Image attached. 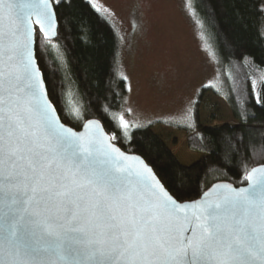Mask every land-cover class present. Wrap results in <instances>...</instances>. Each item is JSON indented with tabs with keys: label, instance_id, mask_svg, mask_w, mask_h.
<instances>
[{
	"label": "snow or ice",
	"instance_id": "snow-or-ice-1",
	"mask_svg": "<svg viewBox=\"0 0 264 264\" xmlns=\"http://www.w3.org/2000/svg\"><path fill=\"white\" fill-rule=\"evenodd\" d=\"M65 3L0 0V264H264V166L182 202L98 118L61 122L40 62Z\"/></svg>",
	"mask_w": 264,
	"mask_h": 264
},
{
	"label": "trees",
	"instance_id": "trees-1",
	"mask_svg": "<svg viewBox=\"0 0 264 264\" xmlns=\"http://www.w3.org/2000/svg\"><path fill=\"white\" fill-rule=\"evenodd\" d=\"M197 2L219 63L229 72L226 101L235 124L181 129L188 134L189 148L202 155L191 165L176 158L152 125L123 136L115 120L127 94L126 81L117 75L120 37L91 2L70 0L61 6L58 37L41 40L40 66L63 123L78 130L98 118L108 134L118 137L113 143L140 155L182 202L197 200L217 182L243 186L244 177L264 165L259 150L264 145V0Z\"/></svg>",
	"mask_w": 264,
	"mask_h": 264
},
{
	"label": "rangeland",
	"instance_id": "rangeland-1",
	"mask_svg": "<svg viewBox=\"0 0 264 264\" xmlns=\"http://www.w3.org/2000/svg\"><path fill=\"white\" fill-rule=\"evenodd\" d=\"M88 1L120 37L117 75L126 81L127 94L115 120L119 127L121 116L128 123L120 127L123 136L152 125L183 165L198 161L201 153L189 148L181 129L235 121L226 101L229 72L219 63L197 0Z\"/></svg>",
	"mask_w": 264,
	"mask_h": 264
},
{
	"label": "water",
	"instance_id": "water-1",
	"mask_svg": "<svg viewBox=\"0 0 264 264\" xmlns=\"http://www.w3.org/2000/svg\"><path fill=\"white\" fill-rule=\"evenodd\" d=\"M58 37V36H57ZM57 37H55V38H51L50 40H46V41H53V40H55ZM46 88H47V85H46ZM48 90V89H47ZM51 100V99H50ZM55 106V105H54ZM57 115L59 116V118H60V120H61V122L63 123V121H62V119H61V117H60V115H59V113H58V111H57ZM87 123V121L84 123V124H86ZM100 123H101V126L104 128V126H103V124H102V122L100 121ZM65 124V123H64ZM83 124V125H84ZM66 125V124H65ZM66 126H68V127H71V126H69V125H66ZM73 128V127H72ZM74 130H77V129H75V128H73ZM77 131H83V127H81L80 129H78ZM104 131H105V133L107 134V135H109V137H111V135L110 134H108V132L106 131V129L104 128ZM112 144H114L113 143V141L111 140L110 141ZM116 147H118L120 150H121V152H123L125 155H127V156H129V157H136V158H139V159H142L143 161H144V163L145 164H147L148 165V163L140 156V155H137V154H133V153H127V152H125L124 150H122L119 146H117L116 144H114ZM129 163L130 164H133V161L132 160H130L129 161ZM134 166L135 167H138V165H135L134 164ZM149 166V165H148ZM261 166H264V165H260V166H257V167H255V168H259V167H261ZM151 167V166H150ZM152 168V167H151ZM153 170V169H152ZM253 170V169H252ZM251 170V171H252ZM250 171V172H251ZM153 173L156 175V173L154 172V170H153ZM157 176V175H156ZM157 179L160 181V179L158 178V176H157ZM160 183H161V185H163V183L160 181ZM223 184H230V183H227V182H217V183H214L207 191H205L204 192V194L205 195H208V196H212L213 194H214V192L217 190V188H219L221 185H223ZM233 187H237V186H235V185H233V184H231ZM248 185H249V182L246 180V184L245 185H243V186H239V187H237V188H242V187H248ZM164 186V185H163ZM164 188H165V186H164ZM165 190H167L166 188H165ZM168 191V190H167ZM199 199V198H198ZM197 199V200H198ZM190 202V201H189ZM3 211V208H2V206H0V212H2Z\"/></svg>",
	"mask_w": 264,
	"mask_h": 264
},
{
	"label": "flooded vegetation",
	"instance_id": "flooded-vegetation-1",
	"mask_svg": "<svg viewBox=\"0 0 264 264\" xmlns=\"http://www.w3.org/2000/svg\"><path fill=\"white\" fill-rule=\"evenodd\" d=\"M137 30V25L133 24V28H132V35L136 32Z\"/></svg>",
	"mask_w": 264,
	"mask_h": 264
}]
</instances>
